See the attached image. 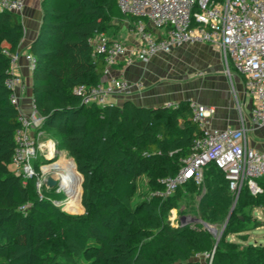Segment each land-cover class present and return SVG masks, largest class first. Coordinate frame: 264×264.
I'll return each mask as SVG.
<instances>
[{
	"label": "trees",
	"instance_id": "trees-1",
	"mask_svg": "<svg viewBox=\"0 0 264 264\" xmlns=\"http://www.w3.org/2000/svg\"><path fill=\"white\" fill-rule=\"evenodd\" d=\"M138 20L121 12L117 0H41L40 25L28 47L35 61L32 105L43 119L38 131L50 135L81 176L84 215L71 220L38 197L34 178L23 184L9 168L19 123L5 82L24 31L19 14L0 11V260L6 264H264L263 245L226 240L236 235L245 241L244 233L262 225L250 226L245 216L264 211V177L257 181L258 194L243 186L236 195L223 173L207 164L201 182L204 174L213 177L210 183L217 189H211L218 192L222 186L214 174L220 173L237 196L220 238L215 242L197 224L170 226L174 194L201 184L187 181L164 196L162 181L178 173L201 136L188 101L175 108H146L130 100L96 106L82 104L74 93L77 86L92 87L104 76L105 57L93 51L91 40L105 34L113 21L131 27ZM34 167L38 171L36 161ZM140 177L148 196L134 203ZM72 221L78 231L61 234L59 224Z\"/></svg>",
	"mask_w": 264,
	"mask_h": 264
},
{
	"label": "built area",
	"instance_id": "built-area-1",
	"mask_svg": "<svg viewBox=\"0 0 264 264\" xmlns=\"http://www.w3.org/2000/svg\"><path fill=\"white\" fill-rule=\"evenodd\" d=\"M117 4L121 12L139 18L130 27L138 37L139 45L135 50L128 51L121 41H109L102 34L95 36L91 44L95 53L105 57L104 76L127 54L146 63L151 57L159 53L167 54L174 47L210 44L220 50L226 74H230L231 66L243 78L244 91L251 102V127L264 128V0H117ZM23 9V0H0V11L21 14ZM148 24L150 27H147ZM162 28L165 29L163 37H156L151 32L152 29ZM18 58V52L10 56L11 75L5 82L11 90L10 101L18 110L19 127L14 133L12 164L17 171L15 174L22 177L23 184L34 178L38 197L60 207L61 201L51 200L42 192L47 173L43 171L44 166L36 171L34 163L38 156L52 160L48 165L56 164L58 160L53 158H66L69 164L72 160L56 150L53 141H38L42 135V131L38 130L43 119L32 103L28 112L21 110L18 92L23 91L24 86L21 77L15 74ZM24 59L27 69L32 71L35 67L33 56L26 52ZM134 88L140 90L142 83L111 77L89 88L77 86L74 93L84 105L104 106L112 105L109 102L112 97L130 96ZM166 106L175 108L177 103ZM189 109L191 120L201 130V136L194 142L195 152L182 161L178 173L162 181L164 196H170L187 181L199 184L202 168L209 163L223 173L229 189L236 195L243 186L251 195L261 192L257 181L264 177V150L249 146L246 138L248 129L244 125L239 128H211L208 117L214 113L213 108L189 102Z\"/></svg>",
	"mask_w": 264,
	"mask_h": 264
},
{
	"label": "crops",
	"instance_id": "crops-1",
	"mask_svg": "<svg viewBox=\"0 0 264 264\" xmlns=\"http://www.w3.org/2000/svg\"><path fill=\"white\" fill-rule=\"evenodd\" d=\"M24 9L19 14L23 26V38L17 52L15 74L20 76L26 91H19V103L23 112H28L32 103L31 71L26 67L24 54L35 38L41 21V0H23ZM104 37L109 41H121L128 51L139 45L138 37L131 32L128 22H112ZM132 26V25H131ZM147 27H150L148 24ZM156 37H163L165 29H152ZM203 47L205 53L203 67L200 70L184 68L174 70L169 58H173L181 50ZM220 50L210 44H185L174 47L169 53H159L143 63L130 54L112 66L109 74L103 77L123 78L129 82L140 81L142 88H134L128 97H112V105H120L130 100L137 106L146 108L178 103L181 100L195 102L211 107L214 113L208 117V125L215 129L226 127L239 128L244 125L248 130L246 138L249 146L264 150V128L253 129L249 122L251 102L244 91L243 78L230 66V74H224L221 64ZM171 70L169 73L167 71ZM61 153L63 151L58 150ZM259 210V209H258ZM259 212H262L259 210ZM257 229V228H256Z\"/></svg>",
	"mask_w": 264,
	"mask_h": 264
},
{
	"label": "rangeland",
	"instance_id": "rangeland-1",
	"mask_svg": "<svg viewBox=\"0 0 264 264\" xmlns=\"http://www.w3.org/2000/svg\"><path fill=\"white\" fill-rule=\"evenodd\" d=\"M204 53L205 50L203 47H193L190 49L181 50V52H178L175 56H173V58H169V61L173 64L174 70H177L178 72L182 71L184 68L200 70L203 67L202 62L206 61V59L204 60L203 57ZM220 59H221L223 72L225 74L226 66L223 59L222 58ZM170 71L171 70L167 72L169 73ZM23 89L24 91H26V86H24ZM38 141L40 143H47L52 140L49 134L44 133L43 135H41V137H39ZM53 160L56 161L58 160L57 162L55 161L54 162L58 165H61V168L47 169V171L45 172V174L47 173L45 179L49 176L52 177L53 174V177L56 178L58 181L60 178L59 174L63 172V168L69 165V161L66 158L63 159L53 158ZM51 161L52 160L50 161L46 160L43 156H38V159L36 160V164L38 168L40 166H44L47 168L48 166L54 165V164L48 165L51 163ZM9 168L10 170L17 172L13 164H10ZM214 175L219 178V179L217 178L219 180L218 184L222 186L220 187L221 189L218 192L213 191L211 189V188L217 189V187L215 188L214 184L210 183L213 177H206L204 174L201 184L198 187H195L193 191H190L185 187H180L179 191L174 194L175 197L172 199L173 207L168 215V220L172 228L181 229L189 224H197L201 226L202 229L207 231L211 235V237L215 240V242L218 240L219 235L224 229V225L226 221L230 217L229 214L231 215L235 211L237 196L234 193H232L230 190H228L226 184L224 183L223 177L220 173L215 172ZM42 192L46 194V196L51 200L63 202L67 199V196L61 190L58 189V186H55L53 188H48L44 186ZM80 196H81V192L79 195V199L75 200L74 201L75 203L73 202L74 204H76L74 208H67L65 204L64 205L60 204L62 206H60L59 209L62 212H64L65 215L69 216L71 220H76L77 218L84 215V209L80 203ZM147 196H148V190L144 186V179L140 177L137 180V189L133 202L135 203L138 200L145 198ZM259 210L254 209L251 212L246 213L247 216H245V219L247 220L250 226L254 222H261L262 225L257 229L256 228L250 229L247 233H244L247 234L245 241H242L236 235H228L226 237V240L230 242H234L238 245H246L250 243L254 246L255 245L264 246V211L260 210L262 212H259ZM205 224L207 226H205ZM77 225L78 224L75 223V221H72L68 224L61 223L59 224V229L61 234L63 235L73 234L78 231ZM208 226H210L212 229L216 231L214 235L209 229L206 228ZM0 264H6V263L4 260H0Z\"/></svg>",
	"mask_w": 264,
	"mask_h": 264
},
{
	"label": "bare ground",
	"instance_id": "bare-ground-1",
	"mask_svg": "<svg viewBox=\"0 0 264 264\" xmlns=\"http://www.w3.org/2000/svg\"><path fill=\"white\" fill-rule=\"evenodd\" d=\"M50 168L60 169L61 165L54 164V165L48 166L47 168L44 167L43 168L44 173L47 171V169H50ZM59 175H60V178L57 181L58 189L61 190L67 196V199L59 203V205L65 204L67 208H74V206L76 205L74 204L75 203L74 201L79 199V195L81 192L80 191L81 178L78 175V173H76L73 163H70L67 167L63 168V172L60 173ZM205 226L207 225L205 224ZM206 228L209 229L213 235L216 233V231L212 229L210 226Z\"/></svg>",
	"mask_w": 264,
	"mask_h": 264
},
{
	"label": "water",
	"instance_id": "water-1",
	"mask_svg": "<svg viewBox=\"0 0 264 264\" xmlns=\"http://www.w3.org/2000/svg\"><path fill=\"white\" fill-rule=\"evenodd\" d=\"M56 184H57V182H56V180L53 177L49 176V177L46 178V181H45L46 187L53 188L54 186H56ZM229 216H230V214H229ZM221 234H222V232H221ZM221 234L219 235V238H220Z\"/></svg>",
	"mask_w": 264,
	"mask_h": 264
}]
</instances>
